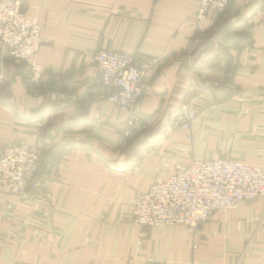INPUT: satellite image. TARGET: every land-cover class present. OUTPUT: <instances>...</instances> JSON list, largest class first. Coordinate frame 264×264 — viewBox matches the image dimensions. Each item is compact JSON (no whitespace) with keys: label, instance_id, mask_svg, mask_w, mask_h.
<instances>
[{"label":"crops","instance_id":"1","mask_svg":"<svg viewBox=\"0 0 264 264\" xmlns=\"http://www.w3.org/2000/svg\"><path fill=\"white\" fill-rule=\"evenodd\" d=\"M19 1L40 24L45 74L30 85L0 44V153L31 147L39 168L23 196L0 190V264H264V198L193 232L131 222L137 194L193 160L264 172V0H230L200 25L199 0ZM100 49L160 59L131 140L96 74ZM188 100L196 117L184 130Z\"/></svg>","mask_w":264,"mask_h":264},{"label":"built area","instance_id":"2","mask_svg":"<svg viewBox=\"0 0 264 264\" xmlns=\"http://www.w3.org/2000/svg\"><path fill=\"white\" fill-rule=\"evenodd\" d=\"M229 3L230 0H199L195 20L201 24L209 13L223 14ZM40 33L37 19L25 17L19 0H0V44L15 63L27 66L25 77L33 86L41 83L44 74V67L37 62ZM93 59L99 81L108 90V102L126 114L121 131L126 140H131L141 123L135 111L142 97L141 85L147 72L160 61L149 58L137 62L130 55L109 50H100ZM195 117L192 102H184L178 114L181 128L188 130ZM151 123L148 119L145 124ZM38 165V154L30 148L20 144L2 148V194L23 196L38 173ZM257 198H264L261 168L230 158L193 160L137 194L131 222L140 228L184 226L193 232L213 214L234 210L241 203L248 204Z\"/></svg>","mask_w":264,"mask_h":264},{"label":"rangeland","instance_id":"3","mask_svg":"<svg viewBox=\"0 0 264 264\" xmlns=\"http://www.w3.org/2000/svg\"><path fill=\"white\" fill-rule=\"evenodd\" d=\"M197 16V10H196V12H195V14H194V22L197 24V25H200V24H198L197 23V21L195 20L196 17ZM207 19V18H206ZM6 49V48H5ZM100 50H102V49H100ZM100 50H97L95 53H94V55H93V58H94V56H95V54L97 53V52H99ZM6 51H7V49H6ZM39 52V51H38ZM112 52H114V51H112ZM7 53H8V51H7ZM117 53H119V52H117ZM122 54H124V53H122ZM9 55V54H8ZM128 55V54H127ZM131 56V55H130ZM10 57V56H9ZM11 58V57H10ZM12 59V58H11ZM157 59H159V58H157ZM94 60V59H93ZM12 61L14 62V60L12 59ZM137 61V60H136ZM159 61H160V59H159ZM137 62H140V61H137ZM15 63V62H14ZM39 63V62H38ZM15 64H17V63H15ZM18 65H22V64H18ZM24 65V64H23ZM42 65V64H41ZM25 67H26V69H27V66L26 65H24ZM43 66V65H42ZM44 67V66H43ZM148 73V72H147ZM44 74H45V67H44ZM44 74H43V76H44ZM97 74V73H96ZM147 75V74H146ZM43 76H42V79H43ZM146 78V77H145ZM145 78H144V80H145ZM42 79H41V82H42ZM99 79V78H98ZM26 80L28 81V78L26 77ZM28 83L30 84V82L28 81ZM143 83H144V81H143ZM143 83H142V85H143ZM32 85V84H31ZM40 85V84H39ZM38 85V86H39ZM142 85H141V87H142ZM33 86V85H32ZM108 95H109V93H108ZM108 95H107V98H108ZM106 98V99H107ZM108 101V100H107ZM189 101V100H188ZM187 102V101H186ZM189 102H191V101H189ZM111 104V103H110ZM184 104V103H183ZM182 104V105H183ZM181 105V106H182ZM181 108V107H180ZM179 112H180V110H179ZM179 114V113H178ZM22 146H24V145H22ZM6 147V146H5ZM24 147H27V148H30V149H32V150H34L33 148H31V147H28V146H24ZM35 151V150H34ZM36 152V151H35ZM37 153V152H36ZM38 164H39V155H38ZM38 168H39V165H38Z\"/></svg>","mask_w":264,"mask_h":264},{"label":"water","instance_id":"4","mask_svg":"<svg viewBox=\"0 0 264 264\" xmlns=\"http://www.w3.org/2000/svg\"><path fill=\"white\" fill-rule=\"evenodd\" d=\"M232 25H233V23H230L229 25L224 26L223 29H226V28H228V27H230V26H232Z\"/></svg>","mask_w":264,"mask_h":264}]
</instances>
